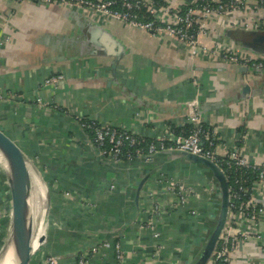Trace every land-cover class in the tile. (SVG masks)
Segmentation results:
<instances>
[{
    "label": "crops",
    "instance_id": "crops-1",
    "mask_svg": "<svg viewBox=\"0 0 264 264\" xmlns=\"http://www.w3.org/2000/svg\"><path fill=\"white\" fill-rule=\"evenodd\" d=\"M210 25L222 45L264 60V30L236 31L216 20ZM238 66L205 50L193 56L166 34L99 21L59 3L0 0V127L32 163L30 264L50 255L58 264H81L83 255L86 264H193L219 211L211 174L165 152L152 162L103 158L80 120L120 125L149 139L173 137L190 125L195 103L203 107L206 126L222 135L221 155L239 146L264 164V72ZM58 73L66 81L44 85ZM0 172V194L10 210V179ZM161 174L193 189L186 206L174 207L167 182L157 181ZM104 241L121 243L125 260H118L114 246L93 254ZM262 241L244 242L233 264H264Z\"/></svg>",
    "mask_w": 264,
    "mask_h": 264
},
{
    "label": "built area",
    "instance_id": "built-area-1",
    "mask_svg": "<svg viewBox=\"0 0 264 264\" xmlns=\"http://www.w3.org/2000/svg\"><path fill=\"white\" fill-rule=\"evenodd\" d=\"M24 2L27 0H16ZM39 3L71 7L82 14H88L99 21L116 20L125 25L145 29L155 35L166 34L173 41L186 46L192 55L199 51L213 59L228 64L246 66L252 72L264 70V60L256 59L242 52L238 45H222L217 41L218 30L210 23L214 20L236 31L264 30V0H32ZM207 37L208 40L204 38ZM215 38V40H214ZM66 81L58 73L45 80V86ZM2 98V97H0ZM203 107L194 103L190 117L192 130L173 135H160L149 139L136 132L115 124L102 123L94 118H82V127L93 135V142L103 158L115 162L123 159H146L152 162L156 156L167 150L186 151L208 158L217 163L225 172L230 185V210L226 225L217 243L209 264H233V254L239 247L254 238L263 240L264 245V164L252 161L235 147L226 155L219 148L224 139L216 129L206 126L202 117ZM241 139L239 142H244ZM157 181H166L167 195L176 198L174 207L186 206L194 191L178 178H167L161 174ZM259 193V194H257ZM1 207V205H0ZM153 213L158 214L159 206ZM197 214V211H193ZM5 213L0 212V225ZM11 223V218L8 216ZM1 230V227H0ZM114 246L119 261L126 258L121 243L104 241L92 249L93 254L100 248ZM83 255L80 263L86 264ZM59 259L50 255L43 264H58Z\"/></svg>",
    "mask_w": 264,
    "mask_h": 264
},
{
    "label": "water",
    "instance_id": "water-1",
    "mask_svg": "<svg viewBox=\"0 0 264 264\" xmlns=\"http://www.w3.org/2000/svg\"><path fill=\"white\" fill-rule=\"evenodd\" d=\"M243 44V42H240ZM246 73L259 74L264 70L250 71L246 66H238ZM250 89L246 87V92ZM0 151L8 159L13 180H10V192L12 202L11 236L13 238L15 251L10 252V259L17 264H30L33 255V234H34V201L35 193L33 186L32 163L20 144L0 127ZM165 153L178 155L186 161L204 167L211 174L218 184L220 204L214 227L204 243L200 254L193 264H209V261L216 249L217 243L226 225L230 210V185L223 169L214 161L186 151L167 150ZM144 184V181L141 183ZM31 197L34 200L31 202ZM11 237L9 238V241ZM8 241V242H9ZM7 242V243H8ZM7 245V244H6ZM12 249V247H11ZM11 251V250H10Z\"/></svg>",
    "mask_w": 264,
    "mask_h": 264
},
{
    "label": "bare ground",
    "instance_id": "bare-ground-1",
    "mask_svg": "<svg viewBox=\"0 0 264 264\" xmlns=\"http://www.w3.org/2000/svg\"><path fill=\"white\" fill-rule=\"evenodd\" d=\"M0 165H1V167L4 168L3 170L7 173V176L9 177V179L13 180V174H12V169H11L10 163H9L8 159L5 157V155L3 154V152H1V151H0ZM37 196H39V195H37ZM35 198H36V195H35ZM33 200H34V197H31L30 201L32 202ZM34 205H36V203H34ZM36 207L38 208V206H36ZM39 240H40V238L38 237L37 242ZM12 241H13V238L11 236V240L7 243V245H5L4 250H2V254H0V264H17L18 263V259H16L15 261H12L10 259V252L12 253L11 255H13V253L15 251L14 243H12ZM11 247H12V249H11Z\"/></svg>",
    "mask_w": 264,
    "mask_h": 264
},
{
    "label": "rangeland",
    "instance_id": "rangeland-1",
    "mask_svg": "<svg viewBox=\"0 0 264 264\" xmlns=\"http://www.w3.org/2000/svg\"><path fill=\"white\" fill-rule=\"evenodd\" d=\"M0 167H1V165H0ZM1 168H2V170L4 169L3 167H1ZM0 174H2V173L0 172ZM6 204H7V202H5L4 197H2L1 194H0V205H1L0 212H1V214H3V212H4L5 213L4 218L5 217L8 218V220L6 222L7 224H5V225L3 224L2 225L3 229L1 228L2 230H0V232L5 235L4 242H3L2 246H0V254H2V250H4L5 245L9 241V238L11 237V233H10V231H11V223H10V219H9L8 216L12 217V209L10 207V210H7L6 209ZM2 223H4V221ZM0 227H1V225H0Z\"/></svg>",
    "mask_w": 264,
    "mask_h": 264
},
{
    "label": "trees",
    "instance_id": "trees-1",
    "mask_svg": "<svg viewBox=\"0 0 264 264\" xmlns=\"http://www.w3.org/2000/svg\"><path fill=\"white\" fill-rule=\"evenodd\" d=\"M157 2H163L162 0H156ZM192 128H193V125L192 124H190V125H188L186 128H184V130H185V132L187 133H189L191 130H192ZM183 129H175V131L176 132H179V131H182ZM4 221V223H2L1 224V228L3 229V224L5 225V224H7L6 222H7V220H3ZM1 229V230H2ZM4 238H5V235L4 234H2L1 232H0V246H2V244H3V242H4Z\"/></svg>",
    "mask_w": 264,
    "mask_h": 264
}]
</instances>
